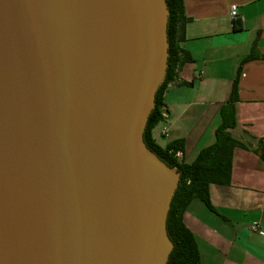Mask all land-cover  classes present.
I'll list each match as a JSON object with an SVG mask.
<instances>
[{"label": "water", "instance_id": "95a60500", "mask_svg": "<svg viewBox=\"0 0 264 264\" xmlns=\"http://www.w3.org/2000/svg\"><path fill=\"white\" fill-rule=\"evenodd\" d=\"M166 0H0V264H167L180 181L144 141Z\"/></svg>", "mask_w": 264, "mask_h": 264}, {"label": "crops", "instance_id": "0c3cea01", "mask_svg": "<svg viewBox=\"0 0 264 264\" xmlns=\"http://www.w3.org/2000/svg\"><path fill=\"white\" fill-rule=\"evenodd\" d=\"M239 4L232 18L229 6ZM182 43L191 60L165 91L167 117L152 130L162 147L184 140L179 160L194 162L215 141L221 107L238 79L236 147L230 184H211L216 211L194 199L184 213L203 264H264V0H185ZM236 26L240 28L236 29ZM263 56L243 62L252 48ZM167 131L163 133V129Z\"/></svg>", "mask_w": 264, "mask_h": 264}, {"label": "trees", "instance_id": "16d2710c", "mask_svg": "<svg viewBox=\"0 0 264 264\" xmlns=\"http://www.w3.org/2000/svg\"><path fill=\"white\" fill-rule=\"evenodd\" d=\"M166 1L169 9L168 68L156 93L155 107L145 128L144 141L170 167H176L181 176L167 218L168 235L174 243L167 264H203L194 233L184 221V213L194 199H200L208 208L216 211L210 198V185L230 184L234 150L236 147L244 146L231 133V129L237 124L236 102L239 100V86L236 78L231 98L221 107V122L215 133V141L212 145L203 148L194 162L187 163L178 158V153L185 151L184 140L173 141L165 147L156 143L152 130L164 120L165 91L169 83L177 80L180 68L191 60L182 46L186 40L185 26L191 20L186 14L185 0ZM239 28L240 26H236V29ZM262 57L253 47L243 62Z\"/></svg>", "mask_w": 264, "mask_h": 264}, {"label": "built area", "instance_id": "2783aa9c", "mask_svg": "<svg viewBox=\"0 0 264 264\" xmlns=\"http://www.w3.org/2000/svg\"><path fill=\"white\" fill-rule=\"evenodd\" d=\"M229 13H230V16L232 18H237L238 15H239V4H237V3L230 4V6H229ZM163 116H164V119L167 117L166 110L163 112ZM166 131H167V127H165L163 129V133H165ZM251 228L253 230H258L261 234H264V231L262 229H260L257 224L251 225Z\"/></svg>", "mask_w": 264, "mask_h": 264}]
</instances>
